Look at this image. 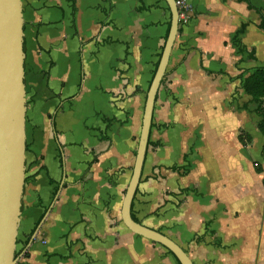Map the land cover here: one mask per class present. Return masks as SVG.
<instances>
[{
	"label": "crops",
	"instance_id": "1",
	"mask_svg": "<svg viewBox=\"0 0 264 264\" xmlns=\"http://www.w3.org/2000/svg\"><path fill=\"white\" fill-rule=\"evenodd\" d=\"M188 1L192 14L156 96L131 216L193 264H264V139L241 88L264 67V30L245 2ZM249 1L264 14V0ZM21 4L30 142L16 264H178L120 218L169 31L165 1ZM241 25L250 60L231 44Z\"/></svg>",
	"mask_w": 264,
	"mask_h": 264
},
{
	"label": "water",
	"instance_id": "2",
	"mask_svg": "<svg viewBox=\"0 0 264 264\" xmlns=\"http://www.w3.org/2000/svg\"><path fill=\"white\" fill-rule=\"evenodd\" d=\"M170 13L169 31L147 89L132 173L121 203L120 218L133 234L168 250L179 264H193L186 252L166 235L135 221L131 204L140 181L156 96L178 34L174 0H164ZM25 83L21 0H0V264H16L19 217L25 180Z\"/></svg>",
	"mask_w": 264,
	"mask_h": 264
},
{
	"label": "trees",
	"instance_id": "3",
	"mask_svg": "<svg viewBox=\"0 0 264 264\" xmlns=\"http://www.w3.org/2000/svg\"><path fill=\"white\" fill-rule=\"evenodd\" d=\"M237 1L245 2L249 9H253L258 13V15L260 17V22L258 24V28L264 30V14L262 13V10L252 6V4L250 3L249 0H237ZM244 29H245V25H241L239 30L232 37L231 44L234 46V48L236 49L238 54H246L245 60H250V59L254 58L253 52L252 51L247 52L245 47L241 44V41L239 39V35L243 33ZM179 30L180 29H178V31ZM156 67H157V65H156ZM238 78L240 79L241 76H238ZM241 88L246 95L250 96V98H251L250 101L256 104L255 112L261 117L260 121L258 122L257 128H258V131L260 132V134L263 136V139H264V108H263V101H262V99L264 98V67H260V68L255 69L254 71H252L249 74V76H247L245 79H242L241 80ZM26 151H27V149H26ZM262 158L264 159V146L262 148ZM255 170L257 173L261 172L260 167H257V166H256ZM26 171H27V169L25 170V173H26ZM167 252L169 254H171L168 250H167ZM18 254L15 256L17 257ZM176 262H177V260H176Z\"/></svg>",
	"mask_w": 264,
	"mask_h": 264
},
{
	"label": "built area",
	"instance_id": "4",
	"mask_svg": "<svg viewBox=\"0 0 264 264\" xmlns=\"http://www.w3.org/2000/svg\"><path fill=\"white\" fill-rule=\"evenodd\" d=\"M177 15H178V25H185L191 17L192 8L188 0H174Z\"/></svg>",
	"mask_w": 264,
	"mask_h": 264
},
{
	"label": "rangeland",
	"instance_id": "5",
	"mask_svg": "<svg viewBox=\"0 0 264 264\" xmlns=\"http://www.w3.org/2000/svg\"><path fill=\"white\" fill-rule=\"evenodd\" d=\"M25 91H26V84H25ZM25 101H26V93H25ZM27 106V105H26ZM27 108V107H26ZM25 118H26V112H25ZM27 127H28V122H26L25 121V133H26V144H27V142H30V138H29V130H27ZM29 162V158H28V153L27 152H25V166L27 165V163ZM25 176H26V173H25ZM24 192H25V190L23 189V195H22V207H21V213L22 214H24L23 213V211L25 210V208H24V201H25V197L27 196V195H24ZM21 214V215H22ZM19 224H20V222H19ZM17 234H18V232H17ZM17 237H18V235H17ZM19 245L18 244H16V250H15V255H17L18 253H19ZM18 261V260H17ZM17 263V262H16Z\"/></svg>",
	"mask_w": 264,
	"mask_h": 264
}]
</instances>
